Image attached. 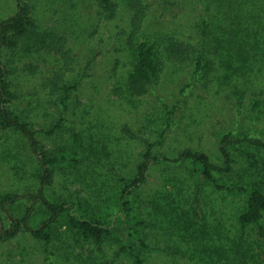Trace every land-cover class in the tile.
<instances>
[{"label": "rangeland", "instance_id": "rangeland-1", "mask_svg": "<svg viewBox=\"0 0 264 264\" xmlns=\"http://www.w3.org/2000/svg\"><path fill=\"white\" fill-rule=\"evenodd\" d=\"M112 1L108 17L99 0H0V20L21 4L42 36L63 44L50 52L29 37L1 53L15 94L10 110L49 149L79 152L76 165L55 167L48 193L109 216L114 195L150 148L159 159L132 196L143 264H264V218L242 224L243 198L200 183L187 161H172L193 148L223 165V144L232 158L224 177L264 188V148L239 141H264V0H141L134 40L156 45L161 70L139 96L127 86L135 10L130 0ZM171 37L191 44L184 61L170 56ZM56 73L69 89L45 85ZM225 136L239 143H221ZM35 164L27 138L0 122V197L35 192ZM23 200L1 211L3 229L13 227L9 214L20 216L30 204ZM51 233L48 244L24 229L0 234V264H138L121 238L98 244L60 224Z\"/></svg>", "mask_w": 264, "mask_h": 264}, {"label": "trees", "instance_id": "trees-1", "mask_svg": "<svg viewBox=\"0 0 264 264\" xmlns=\"http://www.w3.org/2000/svg\"><path fill=\"white\" fill-rule=\"evenodd\" d=\"M134 7L132 18V32L128 40L129 45L135 50V62L127 77V86L134 95H142L148 90V85L161 70V61L158 56L156 45L149 41H135V34L140 30L145 14V6L141 0H130ZM102 7L108 13V17L115 15V3L112 0H99ZM39 24L28 14L23 5L11 16L0 20V122L6 126L17 129L30 142V147L35 153L37 164L31 172V176L39 181L36 191L7 192L0 197V225L3 221L2 210H8L9 206L16 205L27 198L30 204L23 208L20 216L12 217L13 227L5 230L0 226V234L13 237L22 229L30 232L33 238L50 243L52 240L51 228L54 224L74 229L82 236L92 239L101 244L112 237L121 238L130 248L136 262L143 264V249L146 246L140 227L142 221L137 215L133 203L134 191L146 181L152 161L159 159L148 148L135 168V175L124 182L113 197L114 211L109 216L99 215L87 204L78 198L55 199L47 190L54 177L56 166L76 165L80 162L79 152L76 148H58L51 150L36 137L37 131L20 116L14 114L8 103L15 97L10 82L7 81L8 69L1 59L4 48H17L23 41L37 38V46L42 49L61 51L62 40H48L39 31ZM31 41V40H30ZM191 44L184 41L169 38V54L177 61H184ZM63 49V47H62ZM64 51V49H63ZM196 64H201L198 58ZM35 69V68H33ZM59 74L48 77L45 85L59 87L65 84ZM258 104L255 103V107ZM251 145L264 148V141L259 139L239 140ZM225 136L221 143H239ZM223 165L215 162L212 157L203 150L185 148L172 161L185 160L188 162L192 175L206 186L211 187L227 196L243 198L246 208L240 215L242 224H257L264 218V188L259 182H235L224 177L232 168V158L229 149L225 145L220 147ZM248 157L255 159V155L248 153ZM167 159V158H164ZM256 161L254 160V163ZM222 173V175L220 174Z\"/></svg>", "mask_w": 264, "mask_h": 264}]
</instances>
